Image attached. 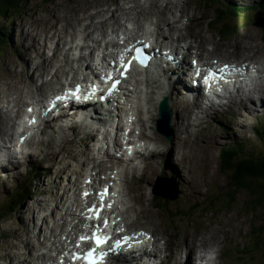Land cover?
<instances>
[{"label":"rangeland","instance_id":"rangeland-1","mask_svg":"<svg viewBox=\"0 0 264 264\" xmlns=\"http://www.w3.org/2000/svg\"><path fill=\"white\" fill-rule=\"evenodd\" d=\"M24 4L20 14L12 15L14 19L7 21L0 19V27L8 26V32L1 38L3 43L0 46V116H2L0 123L4 120L3 109L6 112L7 123L10 119L14 120L18 117L21 103L22 107L23 104L32 102L31 100L38 103L41 97L43 98L36 90H39L45 82L52 80L51 66L47 73L39 76L33 68L44 57L49 59L55 57V65L58 71H62L60 73L57 71L58 76L52 81L54 84V81L63 80L65 73H67L66 77L74 75V70H78L79 63L84 61L83 57L78 60L79 56L88 55L92 46L95 51L97 50V46L92 43V36L86 35L82 24L91 25L89 32L99 41L98 54L102 56L112 54L109 43L117 42L113 31L119 30L122 33L125 27L128 28L129 36L143 35L155 30L157 39L161 43L181 44L185 47L189 45V55L187 50L185 51L186 63L194 57L202 62L206 61L204 64L210 66L219 63H254L255 60L249 55L251 52H254L256 57L264 55L262 32L264 10L259 7L261 5L259 0H211L209 3L204 0H25ZM103 5H109L111 10H114L116 18L111 12L98 13L96 16V12H99ZM227 5L239 6L245 8V11L237 14L239 17L227 15V19L215 23L216 10ZM117 17L120 24H114V27L113 23ZM158 17H163L160 23H157ZM104 19L108 20V24L104 27L106 29L104 32L107 33L102 36L99 32L102 26L99 23ZM225 23L231 27L230 35L225 31ZM56 24H65L69 29L64 40H58L64 42L59 46L58 42L39 38ZM169 27L174 29L178 27L177 33L175 34L174 30L172 33L175 36L183 35V42H171L172 39L168 35ZM25 36L27 42H23ZM29 37L34 40L31 45ZM47 42L52 44L48 43L49 48L46 46L45 49L42 45ZM21 44L28 49H23ZM86 45L90 48H86ZM239 45L242 49L249 48V51H241ZM82 46L85 49L81 50ZM184 50L185 48L179 51ZM245 52L248 53L247 56L244 55ZM89 64L90 62H86L85 66L90 67ZM71 67L74 70H71ZM58 84L60 83H55L52 88H58ZM140 86L147 87L142 83ZM148 88L153 90L149 86ZM22 89L24 90L21 91ZM257 89L258 93L253 92V94L262 96L259 98L262 100L264 89L260 87ZM168 93L176 100L174 106L169 97L173 108H171L172 120L169 130L172 135L171 140L165 136L167 133L160 132L159 125L155 123L157 112H154V100L158 97L156 93H150L146 104L156 117L150 114V119L144 120L145 116L137 106L140 100L135 101L133 105L135 123L143 130L142 138L147 141L152 139V144L156 139L157 144L153 146V149L155 148L153 155L139 158L140 169L133 171L132 174H129L130 171L127 172L126 179L132 180V183L127 182L130 191L124 181L123 184L121 181L119 183L123 194L121 210L126 211L125 214L123 213L125 223L129 227L134 226L130 228L131 230L139 228L150 230L158 240L163 239L162 242H166V250L160 256L166 259L169 256L171 264H183L185 260H187L186 264H190L195 260L194 253L197 250L202 251L201 244L211 245L210 241L215 247L211 252L217 253L216 264H264V214L263 218H260L259 209L258 215L252 212L249 207L252 201L242 191L233 197L234 202L227 204L229 200L226 201L227 199L224 198L226 196L224 185L227 179L219 172V151L224 147L241 143L242 148L247 150L246 153L250 156L257 158L256 155L260 157L264 155V139L259 135L261 133L255 132L259 128V131L263 130L264 136V105L258 102H251L252 105H248L246 101L245 112L239 108L241 104L237 103V107L234 105L236 101L231 100V104L224 105L219 111L213 109V113L209 111L206 115L205 112H197L198 108L189 107L188 103L177 104L178 98L173 95L171 88ZM13 105L18 107L13 108ZM202 109L204 111V106ZM87 124L90 125L89 122ZM6 126L0 127L5 132L2 137L16 141L17 136L12 132L11 127H8L9 125ZM51 129L50 123L44 127L41 134L35 133L30 145L16 149L15 155L12 153L11 157L14 159L11 158V162L16 169L12 170L13 166L9 164L5 168L0 167V264H34L35 261L44 263L47 257H54V249L60 248L59 241L64 238L60 235L67 230L63 226L73 225L75 222L80 229L81 222L77 219L79 215H76V211H79L76 208L77 203L81 202L84 206L91 200L80 201L79 195L74 194L73 184L78 183L77 185H81L83 189L86 185V177H89L90 181L96 183L91 187L98 188L97 182L101 183L105 180L103 171L111 167L112 163H117L106 160L105 154L94 153L95 144L89 139L93 136L92 134L86 136L87 130L75 129L63 135L58 130L53 132ZM3 146L7 147L6 141ZM84 160L86 165L78 169L77 162ZM62 166L73 168L76 170L75 174L68 173L67 176ZM92 166L93 171H91ZM114 168L120 171L121 179V172L124 173L125 169H119L118 165ZM175 171L178 172V176H175L179 178L178 181L172 176V172ZM30 172L32 175L29 177ZM95 172L99 173L96 177L93 175ZM145 173L149 182L146 185L144 183L147 179L143 181L142 178ZM161 177H166L168 181L162 183V180H158ZM172 183L176 187L174 190H171ZM67 184L70 185V192L66 197L62 196V187ZM137 185L140 186V193L136 192ZM27 186L33 189L31 197L15 211L3 213L1 210L9 198L16 196L17 192ZM139 194L143 195L138 201L144 208V214L140 212L139 203L134 200ZM154 195L171 199L168 207L157 209L154 206ZM221 204H226L224 205L226 211L214 213L213 206ZM135 220L139 221V225L136 226ZM75 232L76 230L72 231ZM54 236L58 239L55 240ZM194 241L199 243V246L194 245L192 243ZM202 241L204 243H201ZM187 250H191L189 259L185 258L184 252ZM29 253L34 257L38 256L33 263L27 258Z\"/></svg>","mask_w":264,"mask_h":264},{"label":"bare ground","instance_id":"bare-ground-1","mask_svg":"<svg viewBox=\"0 0 264 264\" xmlns=\"http://www.w3.org/2000/svg\"><path fill=\"white\" fill-rule=\"evenodd\" d=\"M105 3V2H104ZM92 6H93V4H92ZM184 6V5H183ZM94 7V6H93ZM98 9H100V8H98ZM117 10V7L115 8V11ZM105 12H107V13H110L111 12V15L113 16V17H115L116 18V16H115V12H114V10H111V8H110V6L109 5H103V6H101V10H99V12H96V16H97V14L98 13H105ZM163 17H158V19H157V23H160L161 22V19H162ZM55 22V21H54ZM108 22V20L107 19H104L103 21H101L100 23H99V25L100 26H102L101 27V30H99V32H100V34L102 35V36H104L105 35V33H107V32H104V30H106V29H104V27L106 26V24H108L107 23ZM217 22V21H216ZM113 23V22H112ZM93 26L92 27H94V24L93 23H91ZM119 25L120 24V21L118 20V17H117V20H114V23H113V25ZM135 24H137V23H135ZM110 25V24H109ZM115 25H114V27H115ZM160 25V24H159ZM84 26V27H83ZM97 26V25H96ZM118 27V26H117ZM82 28H84V30L86 31V35L87 34H90V36H92V43L94 44V45H96L97 46V50L95 51V49L93 48V46H92V48L90 49V52H89V54L88 55H86L85 57L84 56H79V59L78 60H81L82 59V57H83V60L84 61H82V63H79V67H77V68H79L80 70H81V67H83L84 65H86V62H87V59L88 58H91L92 59V56L94 55V53H96L98 50H99V41L97 40V39H94L93 38V34H91V32H89V29L91 28V25L90 24H88L87 26H86V24L85 25H83L82 24ZM178 27H176L175 29L173 28V27H169V33H168V35L170 36V38L172 39V41L171 42H183V40H184V36L183 35H181V36H175V34L177 33V31H176V29H177ZM69 29H68V27L64 24V25H62V24H56V25H54V26H52L48 31H47V33L45 34V35H43V36H40L39 38H41V39H48V40H53V41H55V42H58V40L60 41V40H64V37H65V34H66V32L68 31ZM173 30L175 31V34H173L172 32H173ZM118 31V30H117ZM116 31V32H117ZM116 32L114 33V34H116ZM225 33V32H224ZM229 33V32H228ZM135 34V33H134ZM162 34V33H161ZM230 34V33H229ZM162 35H164V34H162ZM138 36V35H137ZM175 37V38H174ZM179 37H182V38H179ZM148 38H150V37H148ZM148 38H146V40H148ZM22 40H23V35H22V37H21V42H22ZM158 40V39H157ZM109 41V40H108ZM206 41V40H205ZM23 42H27V40H26V36L24 37V41ZM29 42H31L30 43V45L32 44V42H34V40H33V38L32 37H29ZM114 42V41H113ZM113 42H110L109 43V48L110 49H115L117 46H116V44H114ZM116 42V41H115ZM118 42V41H117ZM163 42V41H162ZM169 42V41H168ZM207 42V41H206ZM48 43H50V44H52V42H47L46 44L44 43L42 46H45V49H46V46L48 47ZM158 43H159V45L161 46V47H163V49H164V51H165V55L163 56V57H166V58H168V55H169V57L170 58H174V57H178V56H180V58H179V60L177 61V63H176V65L174 66V68H172V69H169L166 73H164V74H160V69L158 68V66L157 65H155V66H152L151 68H150V70L151 71H146V70H144V72H142V73H140V75H139V81H140V83H141V81L142 80H144V79H146V81H147V87L149 86V87H151V88H153V90H152V92L153 93H156L157 95L156 96H158L157 97V100H154V112H156V106H157V103H158V101H159V98H163L164 96H167L168 98L170 97L171 98V100L173 101V105H174V103L176 102V100L175 99H173L172 97L173 96H171V94L170 93H168L169 92V90H170V88H171V90H172V92L174 93L173 95L176 97V98H178V100H177V104H184V102L185 103H188L189 104V107L190 106H192V107H194V108H198V109H196V110H198V111H201V112H205V114L207 115V114H209V111H212L213 109L212 108H207V106H205L204 108V111H202L203 109H202V107L204 106V104L202 103V102H200V101H202V97H201V95H196L195 97L193 96V94H192V92H190L189 94H184V93H182V92H185V93H188V91H186V90H183L184 89V87H191L190 86V84H191V80H192V77L190 76V74H188L189 73V71H191V70H189L188 69V67H187V65H189L190 64V61L191 60H189V62L188 63H186V59H185V56H186V54H185V52H181V53H171V50L172 49H170L171 48V46L173 47L174 46V44H172V43H170V44H164V43H161L159 40H158ZM207 43H209V42H207ZM59 44H64V42H58V46H59ZM21 45H23V49H28V47L26 48V46H24V44H21ZM108 47V46H107ZM49 48V47H48ZM86 48H90L88 45H86ZM188 48H189V45L188 46H186V50H187V54L189 55V51H188ZM238 48L241 50V51H249V48H245V49H242L241 48V46L239 45L238 46ZM62 50H63V48H61ZM83 49H85L83 46H82V48H81V50H83ZM190 49H192V47L190 46ZM180 50V49H179ZM193 50V49H192ZM255 51H257L256 50V48H255ZM180 54H182V55H180ZM42 54H40V56H41ZM43 55H44V53H43ZM53 55H54V53H53ZM52 55V56H53ZM244 55H248V53L247 52H245V54ZM253 59L252 60H255L254 61V63L253 62H251L252 64H255L256 66H258V67H262V68H260L261 70H260V73H259V77H261V82H260V88L261 89H264V55L262 54V55H260V56H255V53L254 52H251L250 54H249ZM109 56V55H108ZM202 56V55H201ZM207 56V55H206ZM104 57H107V55L106 56H104ZM194 58H197V57H194ZM54 59H55V57L54 58H46V57H44V59L39 63V64H37V66L36 67H34L33 68V70H34V72H37L38 73V76L39 75H41V74H44V73H47L48 71H49V67H50V69H51V72H52V74H51V78H52V80L50 79L49 81H47V82H45L44 84H43V86H41L40 88H39V90H36V91H38L39 93H41V95H44L45 96V94H46V92L49 90V91H52L53 90V88H52V86L51 85H54V84H52V81H53V78H57V76H58V73H60V72H62L61 70H59L58 71V69H57V67H56V65H55V62H54ZM203 59H204V57H203ZM208 59V58H207ZM58 60V59H57ZM48 61H50L49 63H48ZM102 61H105V59L104 58H102ZM162 60H159V62H161ZM205 61V60H204ZM174 62V60L172 61V63ZM202 62V61H201ZM206 62V61H205ZM204 62V63H205ZM72 63V62H71ZM87 63H89V62H87ZM171 63V64H172ZM241 63H243V62H241ZM91 64V63H90ZM90 64H89V66H90ZM224 64H227V63H224ZM232 64V63H231ZM73 66V65H72ZM214 66H218L217 64H214ZM238 66H234V67H232L231 68V70L229 71V72H240V71H242V69L239 67V68H237ZM86 68L88 69L89 67H87L86 66ZM210 68H212V67H210ZM233 68H237L238 69V71H236V70H233ZM78 69V70H79ZM71 70H74V68L73 67H71ZM78 70H74V72H76V71H78ZM184 70V71H183ZM57 71H58V73H57ZM249 71H251V75L252 76H256L257 74H258V71L257 70H253V67L252 66H247L246 68H245V70H243V73L244 74H246V73H248ZM66 74V73H65ZM166 74H168L169 75V79H168V83L166 82ZM73 75V74H72ZM73 77H75V75H73L72 77H66V81L68 80V79H70V78H73ZM133 77V76H132ZM134 78V77H133ZM128 79L130 80V77L128 76ZM62 81H59V83H61ZM201 83H203L204 84V76H203V80H201ZM214 84H216V83H214ZM218 85V84H217ZM159 87H161V89H159ZM24 89H22L21 91H23ZM154 90H155V92H154ZM257 90L258 89H255L253 92H257ZM168 91V92H167ZM203 92H208V94H207V98H210V93H213V88H209L208 87V89H205V91H203ZM258 93V92H257ZM155 95V94H154ZM245 91H243L241 88H238L237 89V94H235V95H229L228 96V98L226 99V101L225 102H227V104L228 103H230L231 102V100H234V101H236V103L234 104L235 106H237V103L238 104H241L240 106H239V108L243 111L244 109L247 111V109H246V101H250V102H258L260 105H264V98H262V100L261 99H259L260 97H262V96H260V95H258V94H253L251 97H246L245 98ZM7 98H8V96L6 95L5 96V99H6V101H7ZM170 98H169V102H170ZM164 99V98H163ZM194 99H195V101H194ZM246 99V100H245ZM182 102V103H181ZM22 104V103H21ZM21 104L19 105L20 107H19V110H20V108H21ZM226 104V105H227ZM231 104V103H230ZM24 105V104H23ZM225 105V106H226ZM252 105V104H251ZM175 106V105H174ZM18 106H16V105H13V108H17ZM185 107V106H184ZM200 107V108H199ZM210 107H213V106H210ZM238 107V106H237ZM12 108V109H13ZM170 108H172L171 107V102H170ZM231 108V107H230ZM63 109V108H62ZM173 109V108H172ZM172 109H171V115H172ZM234 110V109H233ZM244 110V111H245ZM2 111V110H1ZM22 111V110H21ZM137 111V110H136ZM237 111V110H236ZM245 111V112H246ZM3 115H4V120H3V122H1L0 124L2 125V127L3 126H8L9 125V122H10V125L11 124H13V123H11L12 122V120L10 119L9 121H7V123L5 122V120H6V117H5V115H6V112L4 111V109H3ZM212 113H213V111H212ZM65 114H66V111L65 112H63V120L64 119H67L68 118V116H65ZM69 115L71 114V115H74V117H78L76 120H77V122H79V126H78V128L80 127L81 128V130H86V128H88L89 127V125L87 124V122H83L85 119H82V116H80L81 114H79V115H77V112H76V110L74 109V110H72V112H69L68 113ZM235 115V114H234ZM2 116H0V118H1ZM11 118V117H10ZM105 118L106 117H103V119L105 120ZM14 119V118H13ZM131 119H132V116H131V118L129 119V121H131ZM63 120H57L56 121V125L58 126V131L59 132H61L63 135H65L67 132H69V131H71L72 129H73V127L75 126L73 123H71V124H69V125H66V126H63V127H60L59 125H60V123L63 121ZM106 121V120H105ZM1 125H0V127H1ZM50 125V124H49ZM6 126V127H7ZM46 126V123L44 124V127ZM109 126H111V124L109 125ZM9 127V126H8ZM5 129V128H4ZM11 129H12V126H11ZM10 129V130H11ZM44 129V128H43ZM9 130V129H8ZM52 131H53V129H51ZM75 129H73L72 131H74ZM77 130V129H76ZM57 131V132H58ZM4 131L0 128V146L1 147H3V148H0V149H4L5 151L3 152L4 153V155L6 156V159L5 158H0V167H2V166H4V168H5V166L7 167V164H9V165H12V162H11V158H13V157H11V154H12V152H11V149L10 150H7V147H5L4 148V146H3V144L5 143V141H10L11 140V138H8V139H5L4 137H2V135H4L5 134V132L3 133ZM13 132V131H12ZM54 132V131H53ZM92 132H94V130L93 131H91V132H88V135L89 134H93ZM105 133V135L103 136V142H106V140H107V138H108V132H104ZM103 133V134H104ZM118 133H119V131H118V128H116V136H114V139H113V147H119V142H118V138H117V135H118ZM10 134V133H9ZM12 135V134H11ZM93 136V135H92ZM11 137V136H10ZM15 139V138H14ZM147 141V140H146ZM154 144H152V139L150 140V141H147L148 143H149V145H152V147L153 146H156V144H157V140L156 139H154ZM3 143V144H2ZM49 146V145H48ZM49 148H51V146H49ZM154 150H155V148H154ZM151 152H153L151 155H153L155 152L154 151H151ZM15 155V154H14ZM86 155H88V153L86 154ZM94 155V154H93ZM150 155V156H151ZM90 156V155H89ZM85 158H86V156H84ZM92 157H94V156H92ZM91 157V158H92ZM97 157V156H96ZM103 157V156H102ZM84 158V159H85ZM14 159V158H13ZM87 159V158H86ZM93 159V158H92ZM112 159H114L113 157H110V155L109 154H106V160H109V161H111ZM93 162H95V160H93ZM83 165H86V163H85V160L84 161H82V162H77V166H78V169L80 168L81 169V166H83ZM115 165H118V168H119V166L121 165V162L120 161H118L116 164H111L110 166H111V168H107V169H105V171H109V172H112L113 170H114V166ZM13 167H12V170H14V169H16V166L15 165H12ZM94 166V165H93ZM99 166V165H98ZM97 167V166H96ZM61 168H63L65 171H66V175L68 176L69 174L68 173H70V174H75V172H76V170H74L73 168H70V167H68V166H62ZM103 168V167H102ZM135 168H137V169H140V166H138V167H135ZM11 170V169H10ZM123 171V170H122ZM31 173V172H30ZM92 173V172H91ZM96 173V172H95ZM36 174V173H35ZM94 174V173H93ZM126 174H127V170L125 169L124 170V173H123V181H124V184L126 183V187H127V189L130 191V189L128 188V184H127V182L128 181H131V183H132V180L130 179V180H127L126 179ZM172 176H178V172L177 171H175V172H172ZM79 175V174H78ZM152 176V175H151ZM30 177V176H29ZM96 177V176H95ZM143 181H145L146 179H147V182H145L144 184L146 185V184H148L149 182H148V178H147V175H146V173L143 175ZM141 179V178H140ZM175 179H176V181H178V179L175 177ZM125 180H126V182H125ZM140 181V180H139ZM140 183V182H139ZM138 183V184H139ZM76 184V185H75ZM78 183H74L73 184V188H75V189H73L74 190V194H77V195H79V200L80 201H83L84 199H91L92 200V198H93V196H94V193H93V195H91V196H85L84 195V192H85V190H82V187H81V185H77ZM96 183H94L93 182V185H95ZM142 184V183H141ZM144 184H142V185H144ZM158 185V184H157ZM157 185H156V187H157ZM70 185H64L63 187H62V190H63V193H62V196H66L67 197V195H68V193L70 192V187H69ZM91 186H88V188H90ZM97 187V186H96ZM136 187V186H135ZM137 191L136 192H138V193H140L139 192V185H137ZM156 187H155V190H156ZM92 188V187H91ZM145 189V188H144ZM143 189V190H144ZM163 190H165V189H163ZM94 192V190H87L86 192ZM156 192V191H155ZM135 193V192H134ZM167 193H169V192H167ZM141 195V196H140ZM166 195V194H165ZM135 196V195H134ZM143 195L142 194H139L138 195V198L136 199V198H134V200H135V202L136 203H139V197H142ZM169 196V195H168ZM131 198L133 197V196H130ZM155 197V196H154ZM129 198V197H128ZM60 200L62 201L63 199H62V197L60 198ZM90 200V203H87V204H85L84 206L82 205V204H80V206H81V209H80V212H82V214L83 213H85L86 212V209H87V207H86V205H88V204H93V202ZM70 201V200H69ZM72 202V201H71ZM63 206L65 205V203H63L62 204ZM99 205V204H98ZM139 205H140V203H139ZM113 207L114 208H116L114 205H113ZM62 209V208H61ZM117 209V208H116ZM140 212L141 213H143L144 214V208L140 205ZM147 209V208H146ZM79 210V209H78ZM131 210H133L134 212H135V210L133 209V208H131ZM67 212H68V210H67ZM79 212V211H78ZM126 212V211H125ZM125 212H124V214H125ZM70 214V213H69ZM69 214H68V216H69ZM82 214H80L79 216H81ZM77 215V214H76ZM72 216V215H71ZM74 217V216H73ZM124 218H125V215L123 216ZM61 221H62V218H61ZM65 221V220H64ZM135 222H136V226L137 225H139V221L137 222L136 220H135ZM76 224V223H75ZM81 224H82V222H81ZM63 225H64V223H63ZM77 225V224H76ZM58 227V226H57ZM60 227V226H59ZM64 228L66 227V229H68L69 227H68V225H65V226H63ZM79 227H80V229H81V226H80V223H79ZM134 226H130V228H133ZM73 228V226L70 228V233L68 234V237H71L72 235H75V233H72V231L74 232V230H80V229H78V225L77 226H75L74 227V230L72 229ZM133 230H138V231H142V232H145L146 233V236H147V238H146V241H147V243H144L143 241H142V238L140 237V236H137V239H138V244H144V245H146V246H149L150 245V243L152 242V243H161V245H162V243H163V245L165 246L166 245V242H162V241H164L163 239H161V240H158L157 238V236L155 235V234H153L152 232L153 231H150V230H144V229H133ZM53 231H55L54 229H53ZM60 231H62V230H60ZM59 234V233H58ZM53 235H54V233H53ZM56 235V234H55ZM157 238H156V237ZM55 237V240L56 239H58V237H56V236H54ZM155 237V238H154ZM187 237H188V235H187ZM202 237V236H201ZM203 238V237H202ZM211 242V245H205V244H201L202 246H203V249H202V251H199V250H197V252L196 253H194L195 255H196V257H195V260H193V261H191L190 262V264H212L213 262H214V264H216L215 263V261H217L216 260V255H217V253H213L214 254V257H210V256H205V250H209V251H211L213 248L215 249V247H214V244H213V242L212 241H210ZM59 243H60V241H59ZM194 245H196V246H199V243H197V242H192ZM201 243H204L203 241L201 242ZM61 246V245H60ZM180 249H182V248H180ZM190 251L191 250H187V251H185L184 253H185V258L186 259H189L190 258ZM169 257V256H168ZM167 257V259L165 258V260H164V264H168L169 263V261H170V259ZM27 258H30V260H31V262L33 263L35 260H37V258H35L34 257V255H32L31 253H29L28 254V256H27ZM127 257H118V258H114V260L110 263V264H125L126 262H127ZM186 261L187 260H185V262L183 263V264H186ZM195 261V262H194ZM178 262V261H177ZM177 264V263H176Z\"/></svg>","mask_w":264,"mask_h":264},{"label":"trees","instance_id":"trees-1","mask_svg":"<svg viewBox=\"0 0 264 264\" xmlns=\"http://www.w3.org/2000/svg\"><path fill=\"white\" fill-rule=\"evenodd\" d=\"M25 0H0V19L12 20L14 19V14H20V10L24 9ZM211 0H204V2L209 3ZM264 5H261V8ZM245 11V8H240L239 6L227 5L221 6L219 10H216V18L214 22L220 23L222 19H225L227 15L238 16ZM239 17V16H238ZM227 19V18H226ZM225 31L227 35H230L231 27L225 23ZM8 32V26L0 27V46L3 43L1 38H3ZM230 34H229V33ZM264 34V30H263ZM257 133L263 132L259 131V128L255 130ZM261 138L264 139L263 134ZM242 144L237 143L235 146L224 147L219 151V172L227 179L226 184L224 185V191H226L227 204L229 202H234V196L239 194L240 191L245 192L250 200L252 201L249 204L252 212L263 218L264 214V155H256L257 158L250 156L247 150H243ZM32 174L29 173V176ZM32 188L27 186L21 189L16 193V196H12L6 202L2 208L3 213H11L16 210L18 206L24 203L29 197H31ZM157 202H156V201ZM169 198H164L159 195L154 197L155 207L161 209L162 207H168ZM224 205L221 204L218 206H213L216 214H219L221 211H226L227 208H224ZM220 206L222 209L220 210ZM211 209V207H209ZM259 209V210H258ZM181 214V213H179ZM178 215V214H177Z\"/></svg>","mask_w":264,"mask_h":264},{"label":"snow or ice","instance_id":"snow-or-ice-1","mask_svg":"<svg viewBox=\"0 0 264 264\" xmlns=\"http://www.w3.org/2000/svg\"><path fill=\"white\" fill-rule=\"evenodd\" d=\"M123 42V41H121ZM142 43V42H139ZM145 48L148 47V45H144ZM125 54L130 56V59L125 61L124 57L121 56L119 60V67L116 69V71L119 72V76L121 78H126V74L128 73L130 66L133 62H137L141 64V66H145V62L148 59L146 55L143 54L142 49L139 47H130L125 49ZM113 64L115 65V61H113ZM230 66L225 65L223 68H219L216 70L208 69V76L205 77L206 80H212L217 78L218 73H223L228 71ZM233 70L238 71V69L233 68ZM107 81H112L111 87L109 89V94H111V91L116 88L118 84H120V79H113L112 74L110 73L106 78ZM95 90V89H94ZM90 93L89 95L94 94ZM80 91L79 85L76 86V90L74 92H71L70 94L72 96H76ZM88 98V97H86ZM67 99V96H57L52 101V107H55V104L57 101H63ZM103 99V97H101ZM29 112L32 111V109L28 110ZM30 123H35V118L29 121ZM88 183H91V181H88ZM109 185H105L104 188L98 192L95 193V195L99 199V205L93 204L91 207H89L87 210L90 213L89 216L86 218L89 220L95 219L96 221L103 220V225L96 224L93 228V231L91 235H80L78 242L76 243V247L80 248L83 244H90L91 247H89L85 252L82 254H74L73 260H81L84 262V264H104L105 258L109 256V254L117 252L118 249H120L123 244L127 243V241L130 239L127 236L120 237L119 239L113 240V237L111 235H107L103 233V229L108 228L109 226V218L106 216H102V213L104 209L107 207L109 210L112 209L113 204L110 202L108 204H105V198L109 195ZM84 195L91 196L93 193L85 192ZM112 223L114 225H117V227L114 229V231L117 232H123L124 229L122 227L118 226V218L113 219Z\"/></svg>","mask_w":264,"mask_h":264},{"label":"water","instance_id":"water-1","mask_svg":"<svg viewBox=\"0 0 264 264\" xmlns=\"http://www.w3.org/2000/svg\"><path fill=\"white\" fill-rule=\"evenodd\" d=\"M256 20V17H255ZM158 114H159V120H157V123L159 125V130L162 133H167L165 136L171 140L172 135L170 134V122H171V110L168 105V98H164L158 108Z\"/></svg>","mask_w":264,"mask_h":264}]
</instances>
